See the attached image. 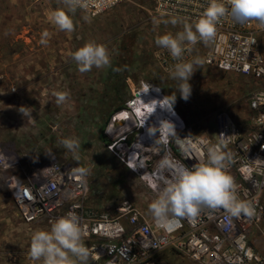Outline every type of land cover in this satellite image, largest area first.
I'll return each mask as SVG.
<instances>
[{"label": "rangeland", "instance_id": "374dc122", "mask_svg": "<svg viewBox=\"0 0 264 264\" xmlns=\"http://www.w3.org/2000/svg\"><path fill=\"white\" fill-rule=\"evenodd\" d=\"M26 4L25 0L20 4L18 0H0V149L15 152L23 166L38 168L57 158L87 169V206L93 216L114 218L119 206L130 201L153 218L148 209L156 191L109 149L114 117L128 107L132 110L133 101L145 86L161 90L170 103L176 96L173 108L197 138L213 137L215 115L221 110L229 111L244 133L252 131L250 100L256 92L264 91V79L205 66L198 56L200 64H194L189 80L191 96L187 101L182 99L180 81L157 64L156 54L162 48L156 45V37L174 36L175 29L169 21L152 18L154 0L122 5L108 13L113 17L97 31L85 29V22L92 18L78 10L69 12L73 32H56L50 22L44 31L37 28L33 42L24 37L31 34L25 30L30 24ZM89 41L104 45L111 63L80 73L71 54ZM57 91L69 94L60 105L53 95ZM21 107L25 116L19 111ZM64 138L78 140V162L73 152L58 143ZM5 177L0 171V264H42L29 257L28 249L32 233L50 230V226L23 222ZM152 261L194 264L175 251L161 253ZM87 264L95 263L89 259Z\"/></svg>", "mask_w": 264, "mask_h": 264}, {"label": "built area", "instance_id": "2783aa9c", "mask_svg": "<svg viewBox=\"0 0 264 264\" xmlns=\"http://www.w3.org/2000/svg\"><path fill=\"white\" fill-rule=\"evenodd\" d=\"M132 1L86 0V7L77 10L96 19ZM207 5L208 0H154L152 18L169 22L175 19V36L183 31L185 23L198 19ZM183 47L184 62H194L200 56L205 66L264 79V27L255 19L241 23L226 16L217 24L212 42L185 43ZM156 59L166 74L174 71L178 62L163 48ZM148 87L153 92L160 91ZM128 110L132 112L129 107ZM250 110L252 131L244 133L232 114L221 110L215 115L214 135L210 138H197L194 129L180 117L176 134L169 137L166 145L154 144L142 122L135 121L128 128L129 120L122 119L116 125L118 114L112 121L109 149L150 187L156 184L160 188L171 178V169L162 168V160L167 158L171 165L192 167L206 162L208 146L223 141L227 145L225 150L232 155L229 172L238 185V196L255 209L251 218L241 215L226 219L223 210L205 207L194 221L180 218L165 228L154 219L149 220L130 201L119 206L116 217L97 218L87 206L89 179L75 173L73 169L79 166L72 162L51 158L38 168L23 166L15 152L0 149V171L6 174L5 181L25 224L44 223L51 227L55 219L74 211L87 233L83 242L95 264H154L152 259L166 251L183 254L196 264H264V254L252 245L254 233H260L264 239V122L257 123L264 114V91L252 96ZM16 170L20 172L16 174Z\"/></svg>", "mask_w": 264, "mask_h": 264}, {"label": "clouds", "instance_id": "9594fccd", "mask_svg": "<svg viewBox=\"0 0 264 264\" xmlns=\"http://www.w3.org/2000/svg\"><path fill=\"white\" fill-rule=\"evenodd\" d=\"M63 4L68 11L57 8L51 11L48 18L59 30L71 33L75 30V25L68 13H74L78 8H85L86 0H63ZM229 15L241 23L255 19L261 27H264V0H208V5L200 17L192 24L185 23L183 31L175 36L164 34L156 37V45L166 49L171 57L178 61L171 76L180 81L178 92L185 101L190 98L192 92L189 80L194 73L193 66L199 65L200 60L182 61L185 52L183 45L185 43L195 45L198 41L205 45L209 44L216 36V26L219 21ZM171 23L176 24L177 21L173 19ZM47 35L48 33L45 32L44 36ZM41 42L46 43L43 40ZM71 55L80 73L89 72L93 67H108L111 63L106 47L95 41L85 43ZM53 95L57 105H60L68 99L69 94L57 91ZM175 102L176 96L168 110H172ZM19 111L25 116L23 107ZM260 122H264V114L258 118L257 123ZM175 134V124L166 119L160 120L154 129L148 128V135L154 139L156 145H166L169 137ZM58 143L73 152L74 159L79 161V156L76 155V150L80 146L78 140L64 138ZM226 147L223 141L208 146L206 162H199L192 167L181 163L171 165L167 158L161 161L162 168L171 169V178L163 187L151 185L157 195L149 204L148 210L157 225L167 228L178 222L180 218L194 221L205 207L223 210L226 219L239 218L241 215L248 218L254 216L255 209L251 203L241 200L238 196V185L229 172L232 155L225 150ZM73 171L87 175V169L83 167H76ZM86 234L80 217L74 211H69L65 216L55 219L51 223L50 230L37 229L32 233L28 255L34 261H42V264H87L90 252L83 242Z\"/></svg>", "mask_w": 264, "mask_h": 264}, {"label": "bare ground", "instance_id": "6f19581e", "mask_svg": "<svg viewBox=\"0 0 264 264\" xmlns=\"http://www.w3.org/2000/svg\"><path fill=\"white\" fill-rule=\"evenodd\" d=\"M160 91L154 90L153 92L150 87L146 86L137 94L135 101H133L132 112L129 110L122 111L115 124L118 125L120 120L127 119L129 120L128 128H132L136 121L137 123L142 122L148 129L149 127L154 128L155 125L159 124L160 120L166 119L172 121L177 127L182 119L174 108L168 110L170 102L167 98L164 99L165 96Z\"/></svg>", "mask_w": 264, "mask_h": 264}, {"label": "crops", "instance_id": "0c3cea01", "mask_svg": "<svg viewBox=\"0 0 264 264\" xmlns=\"http://www.w3.org/2000/svg\"><path fill=\"white\" fill-rule=\"evenodd\" d=\"M20 1L18 0L19 4ZM27 2V7L28 9V15L26 21H29L30 24L25 28L27 33H31L29 36L25 35L26 41L33 42L36 34H37V28L40 27L41 31L46 30L44 25H47L50 23L49 20V14L51 11L57 9V8H63L65 11H68L66 6L63 4V0H25ZM22 4V3H21ZM33 9V10H32ZM71 17V13H68ZM42 16V17H41ZM110 17H113V14H108L96 19L88 20L85 22V29L90 30L93 28L95 31L99 30L103 25L106 24L107 19ZM73 19V17H72ZM52 23V22H51ZM53 24V23H52ZM48 26V25H47ZM51 26V24H50ZM54 26V31L62 32L61 30H58V28L53 24ZM68 33V32H65ZM141 210V209H140ZM142 211V210H141ZM143 214L150 220L153 218L148 217L144 211H142ZM263 238L260 235V233L256 234L253 239H252V245L253 247L258 250L259 252L264 254V243H263ZM189 260V259H188ZM191 261V260H190ZM194 263L193 261H191ZM196 264V263H194Z\"/></svg>", "mask_w": 264, "mask_h": 264}]
</instances>
